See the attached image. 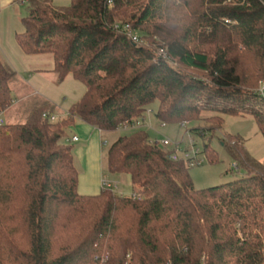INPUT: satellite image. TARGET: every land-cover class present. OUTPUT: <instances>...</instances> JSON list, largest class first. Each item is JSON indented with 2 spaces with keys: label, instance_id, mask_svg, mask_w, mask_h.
<instances>
[{
  "label": "trees",
  "instance_id": "16d2710c",
  "mask_svg": "<svg viewBox=\"0 0 264 264\" xmlns=\"http://www.w3.org/2000/svg\"><path fill=\"white\" fill-rule=\"evenodd\" d=\"M26 2L17 46L50 55L51 72L85 92L63 120L43 118L53 111L42 101L24 123L0 125V264H264V167L238 138L220 144L243 176L201 190L143 129L117 138L106 167L129 177L131 197L81 195L65 145L75 118L114 132L153 104L160 123H192L189 136L204 140L224 116L250 114L264 139L255 106L264 104V0ZM14 79L0 57V114L13 104ZM202 154L218 161L207 144Z\"/></svg>",
  "mask_w": 264,
  "mask_h": 264
},
{
  "label": "rangeland",
  "instance_id": "374dc122",
  "mask_svg": "<svg viewBox=\"0 0 264 264\" xmlns=\"http://www.w3.org/2000/svg\"><path fill=\"white\" fill-rule=\"evenodd\" d=\"M54 6L66 7L70 0H43ZM28 5L26 0H0V57L3 62L15 73L11 84L13 104L6 111L7 116L0 114V120L8 125L24 123L33 110L42 108V101H48L57 120H63L68 108L81 100L85 86L66 77L59 80L51 71L53 59L48 54L26 55L17 46L15 35L24 32L22 20L27 16ZM145 45L146 41L142 42ZM264 79L258 81L256 92L260 94ZM255 106L264 111V104L256 102ZM158 109L153 104L145 113V121L139 127L118 129L114 132H98L75 118L72 125L65 130L68 139L76 137L78 142L65 145L70 147L73 165L78 176V192L80 194L97 195L102 189H109L122 197H131L133 189L129 177L125 174H111L106 167V151L117 138L129 135L137 129H143L148 138L154 141L169 139L178 145V156L189 154L201 161L200 166L189 167L188 174L194 189L201 190L231 182L243 176V171H234V163L226 150L221 146L223 136L238 138L248 155L264 167V139L259 133L253 117L250 114L241 116L226 115L223 117L222 129L211 137L202 140L196 134L189 136L188 130L194 126L187 125V131L178 128L177 124H168L159 128L154 114ZM212 113L202 114V118L212 117ZM6 118V119H5ZM6 124V123H5ZM206 127L207 123H197ZM195 147L190 146V138ZM217 155L218 161L208 163L202 151L204 145ZM188 150L187 152H185ZM196 152V154H194ZM103 183L108 186H103Z\"/></svg>",
  "mask_w": 264,
  "mask_h": 264
},
{
  "label": "built area",
  "instance_id": "2783aa9c",
  "mask_svg": "<svg viewBox=\"0 0 264 264\" xmlns=\"http://www.w3.org/2000/svg\"><path fill=\"white\" fill-rule=\"evenodd\" d=\"M117 28V27H115ZM125 30V33L127 35V37L133 42V43H141V40H140V37L134 32L131 30V28L129 26H125L124 28ZM159 54H161L163 57L165 55H163L162 51H159ZM260 94H264V85L262 84L261 85V90H260ZM147 115H150L151 114V111H147L146 112ZM43 118L45 119H48L50 122H54L56 121V117L53 116V115H48V114H43ZM145 121V117L134 123L133 125L131 126H123L121 129L125 130V129H129V128H133V127H139L141 125L142 122ZM3 122L0 120V125H2ZM187 125L188 123L187 122H181L178 124V128L181 129V130H186L187 131ZM165 124L164 123H160L159 124V128H165ZM190 138V137H189ZM67 142L69 143H76L78 142L77 138L76 137H72L71 139H66ZM151 143L153 144H156L158 145L159 147L165 149V150H171V154L168 156V158L171 160V161H179V160H182L185 162V164L188 166V167H194V166H200L201 165V161H198L196 160L194 157H190L189 154H184L182 155L181 157L177 155V152L179 151V147L178 145H174L169 139H163L162 141H154V140H150ZM190 146L191 147H195L193 144V140H191L190 138ZM188 150H186L185 152H187ZM196 154V152L194 153ZM231 168L234 170V171H238V165L236 163H233ZM103 186H108L109 187V184L106 185L105 183H103Z\"/></svg>",
  "mask_w": 264,
  "mask_h": 264
},
{
  "label": "crops",
  "instance_id": "0c3cea01",
  "mask_svg": "<svg viewBox=\"0 0 264 264\" xmlns=\"http://www.w3.org/2000/svg\"><path fill=\"white\" fill-rule=\"evenodd\" d=\"M47 102H48V101H47ZM6 114H7V112L5 111V112H3L1 115H2L3 117H5V116H7ZM5 119H6V118H5ZM4 122H5L6 124L9 123V121L7 122V121H5V120H4ZM5 123H4V124H5ZM92 129H94V128H92ZM94 130H96V129H94ZM96 131H97V130H96ZM98 132H99V131H98ZM81 195H85V194H81ZM87 195H90V194H87Z\"/></svg>",
  "mask_w": 264,
  "mask_h": 264
}]
</instances>
